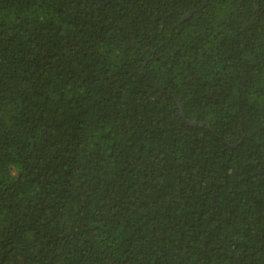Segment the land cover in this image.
Here are the masks:
<instances>
[{"label":"trees","instance_id":"1","mask_svg":"<svg viewBox=\"0 0 264 264\" xmlns=\"http://www.w3.org/2000/svg\"><path fill=\"white\" fill-rule=\"evenodd\" d=\"M0 264H264V0H0Z\"/></svg>","mask_w":264,"mask_h":264},{"label":"water","instance_id":"2","mask_svg":"<svg viewBox=\"0 0 264 264\" xmlns=\"http://www.w3.org/2000/svg\"><path fill=\"white\" fill-rule=\"evenodd\" d=\"M188 16H190V15H188Z\"/></svg>","mask_w":264,"mask_h":264}]
</instances>
